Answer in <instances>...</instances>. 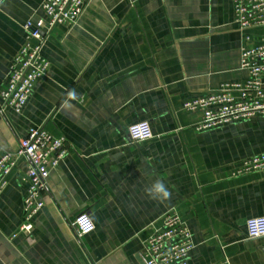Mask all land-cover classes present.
<instances>
[{
    "label": "crops",
    "instance_id": "crops-1",
    "mask_svg": "<svg viewBox=\"0 0 264 264\" xmlns=\"http://www.w3.org/2000/svg\"><path fill=\"white\" fill-rule=\"evenodd\" d=\"M77 24L55 27L43 49L48 76L21 113L3 108L0 148L17 153L34 128L64 138L68 154L53 169L44 207L25 223L29 162L21 158L0 197V264H146V242L176 211L192 231L189 264H264V171L236 175L264 154V116L198 131L187 99L249 78L231 0H83ZM44 0H0V91L25 43L24 25L44 19ZM264 85V83H263ZM74 96L69 95L73 93ZM1 93V92H0ZM152 139L132 144L130 127ZM160 179L164 201L146 189ZM88 212L95 230L75 235Z\"/></svg>",
    "mask_w": 264,
    "mask_h": 264
},
{
    "label": "built area",
    "instance_id": "built-area-1",
    "mask_svg": "<svg viewBox=\"0 0 264 264\" xmlns=\"http://www.w3.org/2000/svg\"><path fill=\"white\" fill-rule=\"evenodd\" d=\"M234 8V24L245 34L247 43L252 42L249 34L254 29L264 28V0H231ZM44 19L26 22L25 43L9 68L7 82L0 91L2 107L21 113L33 95L35 84L48 76L50 62L44 57L43 49L52 30L65 24H77L85 10L83 0H44ZM241 67L249 78L237 84H224L220 89L191 97L184 102L183 110L200 115L196 125L198 131L219 128L229 123H238L264 116V40L253 48L241 50ZM132 144L152 139L147 123L136 124L128 130ZM64 138L50 135L44 128L32 129L21 141L17 153L0 148V197L21 158L29 162L23 174L27 184L24 199L25 223L21 230L31 233L32 220L42 211L45 202L43 192L53 169L59 167L68 154ZM264 171V154L246 159L236 169V175ZM93 225L88 226V221ZM162 226L147 239L143 258L146 264H189L190 253L195 248L191 228L176 211L166 214ZM78 237L95 230L89 213H80L70 225ZM248 237L264 236V219L257 218L247 223Z\"/></svg>",
    "mask_w": 264,
    "mask_h": 264
},
{
    "label": "clouds",
    "instance_id": "clouds-1",
    "mask_svg": "<svg viewBox=\"0 0 264 264\" xmlns=\"http://www.w3.org/2000/svg\"><path fill=\"white\" fill-rule=\"evenodd\" d=\"M69 95L74 96L73 93H69ZM146 194L150 199L157 200V201H164L170 196V192L168 188L166 187L165 183L162 182L160 179L155 180L150 187H148L146 190ZM88 226L91 228L93 225L91 224V221H88Z\"/></svg>",
    "mask_w": 264,
    "mask_h": 264
}]
</instances>
